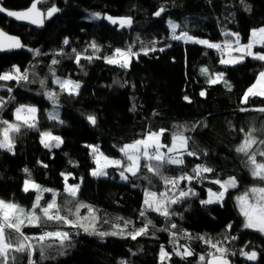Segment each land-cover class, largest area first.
I'll list each match as a JSON object with an SVG mask.
<instances>
[{"label": "trees", "instance_id": "1", "mask_svg": "<svg viewBox=\"0 0 264 264\" xmlns=\"http://www.w3.org/2000/svg\"><path fill=\"white\" fill-rule=\"evenodd\" d=\"M31 3L32 0H2L8 9H24ZM53 5L60 11L46 18L42 29L0 14V27L18 35L24 44L20 51L0 54V74L16 66L28 75L27 81H0V98L4 101L0 120L14 122L17 95L34 96L50 103L52 109L54 106L60 109L58 119L50 118V112L39 111L35 128H22L12 134L13 151L0 148V198L29 209L36 192L23 189L24 181L31 179L59 192L56 199L62 215L75 220L72 213L77 204L83 202L96 209L97 219L89 232L54 221L42 220L38 227L25 225L23 231L29 237L54 231L70 235V240L63 245L54 239L45 241L43 258L39 243L31 240L35 246L32 259L36 264H120L121 261L161 264V246L169 253L176 248L183 251V247H189L194 253L186 258L173 254L164 264H200V255L207 257L209 252L215 251L199 239L201 236L219 241L232 264H264V235L243 228V217L236 203L237 195L264 182L252 177L247 157L235 151L244 137L240 129L247 132L251 128H264V113L254 110L264 107V97L251 96L247 104L241 103L258 73L264 71V61L246 56L236 64H221L218 50L172 39L166 23L169 17L178 19L179 32L214 42L235 39L225 36L226 32L238 33L240 41L247 42L253 29L264 26V0H244L243 4L241 0H44L41 8L46 11ZM245 5L250 10H246ZM161 7L165 11L160 16L154 15ZM90 11L130 16L132 25L119 28L104 18L86 19ZM66 38L67 45L63 43ZM93 42L99 47L98 52L90 47ZM129 47L139 53L133 56L129 66L106 62L115 49ZM146 47L156 50L145 55L141 49ZM255 48L264 51V47ZM73 49L82 56L79 63ZM87 56L92 59L83 58ZM54 58L59 61L55 65L51 63ZM201 68H207L209 74L224 73L231 90L223 82L210 85ZM57 76L79 81L78 94L62 91L54 82ZM41 80H46L43 87ZM9 88L15 90L14 93L9 92ZM201 91L206 95L201 96ZM48 92L55 93L54 98L50 99ZM185 96L191 102L185 100ZM241 108L249 111H240ZM89 115L96 117L95 125L88 121ZM3 127L0 124V128ZM193 127L195 131L191 130ZM159 129H167L163 136L166 144H171L172 134L176 132L191 137L189 150L197 153L184 156L183 165H165L161 169L163 177L192 175L196 165H205L214 171L204 173L203 179L191 183L183 181L181 188L171 189L169 195H178L179 190L188 188L197 195L171 204L170 217L151 210L141 217L145 192L166 191L162 177L143 166L136 176L127 173L129 178L125 182L121 181L120 169L115 166L107 168V177L93 176L91 171L97 165L87 145L98 146L99 152L109 157L122 158L123 145L143 138L149 130ZM45 131L62 138L60 147H44L41 132ZM256 136L264 139V132L258 131ZM257 148L264 145H253V149ZM141 163L143 165V161ZM62 172L71 174L68 183L81 185L77 199L64 193ZM228 177H235L238 186L229 189L222 203L202 204L209 194L208 189L220 190V186L211 181ZM51 198L52 193H44L41 205ZM79 214L91 216L87 208H81ZM147 220L152 221L147 234L136 239L128 236L129 232L143 227ZM125 221H131L127 228H124ZM172 224L176 228H171ZM229 224L232 229L226 231ZM114 225L124 229L122 235L102 237L98 234L119 231ZM172 233L176 234L175 238ZM241 249L257 251L258 260H247L240 255ZM14 255L16 264H28L27 252Z\"/></svg>", "mask_w": 264, "mask_h": 264}, {"label": "snow or ice", "instance_id": "2", "mask_svg": "<svg viewBox=\"0 0 264 264\" xmlns=\"http://www.w3.org/2000/svg\"><path fill=\"white\" fill-rule=\"evenodd\" d=\"M44 0H32L31 5L23 11H13L9 10L2 6V0H0V13H6L10 17H14L17 20H25L31 24L42 26L44 19L52 17L55 13L60 11L55 5L49 7L46 11L41 10L39 5H42ZM241 3H244V0H241ZM246 10H250L247 5H245ZM165 11L164 7H161L158 11L154 13L156 16H160L161 13ZM100 13H93L92 17L99 19ZM114 25H119L120 27L131 26L132 20L130 17L122 18H113L111 16L105 17ZM169 26L172 29V39L175 40H184L185 42H194L206 45L208 48L216 49L221 53V64H235L241 62L245 56H250L253 59L264 61V52H254L253 48L256 45H261L264 47V26L253 29L251 36L247 44H241L240 36L238 33H224L225 36L234 37V40H226L223 45L218 43H212L208 40H200L188 34V32H181L179 35L176 34L177 28L180 26L173 22L169 21ZM65 45L69 43L66 38L63 42ZM235 45V46H234ZM24 45L21 44L20 39L16 36H10L5 33L3 30H0V51L10 50L12 48H21ZM95 51H99V47L93 42L90 45ZM155 48H142L141 51L147 55L149 51H155ZM76 54V62L79 63L82 58L80 53H77L75 49L72 50ZM163 51V49H160ZM240 53L238 56H233L232 53ZM39 55V51L36 53ZM61 53H58L59 55ZM139 53H134L129 47L127 50L115 49L113 56L107 57L106 62L109 64H119L121 67H127L129 59L132 56L138 55ZM88 60L92 59V56L83 57ZM122 61V62H121ZM59 61L55 58L52 60V64L55 65ZM15 73V75L13 74ZM201 72L208 76V83L216 84L223 82L225 86L231 90V85L224 79V73H214L209 74L207 68H201ZM55 76V73H52ZM9 80H28V75L26 72L21 73L20 69L16 66H13V70L0 74V81H9ZM58 84L62 91H68L69 94H78L80 84L74 82L70 79L61 80L56 78L54 81ZM41 86L43 87L45 81H40ZM8 91H12L11 88ZM48 97L50 99L54 98L55 93L48 92ZM201 96H205L206 92L201 91ZM251 96H262L264 97V71H260L256 77L255 82L246 90L243 94L241 103L247 104L249 97ZM185 100L190 101L189 97L185 96ZM4 101L3 98H0V107H3ZM260 113H264V107L254 109ZM240 111H249L248 108H241ZM36 112L37 109L32 106L20 105L15 109L14 113V122H9L8 120H0V124L4 125L3 128H0V148L6 149L11 152L14 148V138L13 133H19L22 128L32 129L36 127ZM50 118L56 119L57 117L49 113ZM88 121L93 125L96 124V117L89 115L87 117ZM206 127V125H205ZM195 131V127L191 129ZM244 133L243 140L236 147L235 151L237 153H242L247 157V164L250 167L251 175L254 179H258L261 182H264V148L253 149V145H264V139H259L256 136L258 131L264 132V128L256 129L251 128L247 132H244V129H240ZM167 132V129H159L158 131L149 130L141 139H137L130 144H125L120 148V152L123 154L121 159H110L109 157L103 156V153L99 152V147L94 145H87L92 151L97 165L91 171L93 176H103L107 173L104 171V168L107 166H115L120 169V177L122 180H128V175L136 176L143 166L149 172L154 175L161 176L164 180L166 191L157 194L156 192H145L144 205L145 208L141 210L140 216L144 217L146 211L151 210L160 213L161 215L170 217L173 213L169 211L171 204L178 203L181 199L186 198L190 195L194 196L197 193L192 189L188 188L187 191L179 190L178 195H169V192L172 188H179L181 181H187L191 183L193 180L203 179L204 173H212L214 170L205 165H196L192 172V175L184 173L179 177L168 178L163 177L161 169L165 165H183L184 156H196L195 151L189 150V141L191 137L185 136L183 132H176L172 134L171 144H165L162 142L161 138ZM41 143L45 148H58L63 143V140L59 136H54L51 132H41ZM203 155H207V152H203ZM103 158L104 165L101 166L100 158ZM257 157L261 159L258 160ZM143 161V165L142 162ZM71 162V161H70ZM47 167V165H44ZM26 173L29 172L27 168L24 169ZM30 175V174H29ZM69 174L61 173V176L64 178L65 187L64 193L67 196L71 197L73 200L78 198L80 192V184H68ZM214 184L220 186V191L213 192L212 189H208L209 199L202 200V204L207 203H222L226 193H228L230 188H236L238 186V181L235 177H228L227 179H215L211 181ZM82 183V181H81ZM170 186V187H169ZM25 192L33 190L36 192L35 200L29 209L14 201H6L0 199V264H16L17 257L14 253H28L27 259L28 264H36V261L32 259L33 251L35 246L30 242L31 240H36L40 245L41 257H44V242L49 239L58 240L61 245L65 241L70 240V235L68 232L63 231H54V232H44L36 237H29L23 231L25 225L30 226H40L41 221L44 222L54 221L57 223H62L66 225H71L72 227H81L85 232H89V228L93 226V223L97 219L94 209L90 205H86L83 202H80L76 206V210L72 215L76 217L75 220L69 219L68 216L61 214V206L57 203L56 197L59 195V192L55 189L42 187L40 184L36 183L31 179L24 181ZM46 192L52 193V198L50 201H46L44 205H41V200L43 199V194ZM71 203V201H68ZM236 203L240 215L243 217V228L251 229L257 231L264 235V186H252L248 188L241 195L236 197ZM87 208L91 216H80V209ZM71 212V209H69ZM83 221H89L85 224ZM131 221L124 222V228H127V225ZM149 225H152L151 220H147L143 227L129 232L128 236L132 239H136L139 235L147 234ZM119 231L100 232V236L106 235H122L123 228L120 225H114ZM171 228H176L175 224L171 225ZM232 225L229 224L226 227V231H230ZM91 234V233H90ZM175 238L176 234L172 233ZM205 244H207L211 249H214V252H209L207 257L205 255L199 256L200 264H230V262L225 258L226 249L219 246V241L213 242L210 238L204 236L199 237ZM235 240L236 237H231ZM51 247V245H48ZM245 247H248L245 245ZM219 253V255H217ZM175 254L181 256V258H186L192 256L194 253L189 247H183V251L179 248L173 250V253H169L165 250L164 246H161L160 249V261L161 264H164L166 260H170L171 256ZM240 255L245 257L249 261H256L259 258L257 251H244L240 250ZM120 264H127L126 261H121Z\"/></svg>", "mask_w": 264, "mask_h": 264}, {"label": "rangeland", "instance_id": "3", "mask_svg": "<svg viewBox=\"0 0 264 264\" xmlns=\"http://www.w3.org/2000/svg\"><path fill=\"white\" fill-rule=\"evenodd\" d=\"M93 13H100L101 15H100V18L99 19H102V18H104L105 20H107L105 17H107V16H111V17H113V18H122V17H130V16H115V15H111V14H109V13H101V12H98V11H90L89 13H88V15L86 16V19H89V20H99V19H96V18H93L92 17V14ZM131 18V17H130ZM131 20H132V18H131ZM108 21V20H107ZM169 21H173V22H175V23H177L179 26H180V21L178 20V19H175V18H171V17H169V18H167V20H166V23H167V26L170 28V26H169ZM108 22H110V21H108ZM111 23V22H110ZM112 24V23H111ZM132 25V24H131ZM117 26L119 27V28H129V27H131V26H125V27H120L118 24H117ZM260 28V27H259ZM255 29H258V28H255ZM170 31H171V37H172V29L170 28ZM181 32H179L178 31V28H177V30H176V34L177 35H179ZM189 34V33H188ZM189 35H191V34H189ZM191 36H193V37H195V38H197V39H200V40H208L209 42H212V43H218V44H221V45H223L224 44V42L225 41H222V43L221 42H214V41H210L209 39H207V38H202V37H198V36H194V35H191ZM251 36V35H250ZM179 41H181V42H185L184 40H179ZM231 41V40H230ZM249 41V40H248ZM248 41L247 42H241V44H247L248 43ZM185 43H191V44H199V43H194V42H185ZM199 45H203V44H199ZM206 46V45H205ZM235 46V45H234ZM256 46H260V47H262L261 45H256ZM256 46H254V48H253V51L254 52H264L263 50H257L255 47ZM232 55L233 56H238V55H240V53H237V52H233L232 53ZM136 56V55H135ZM246 57V56H245ZM244 57V58H245ZM132 59H133V56L132 57H130V59H129V63H128V66L131 64V62H132ZM122 62V61H121ZM236 64V63H235ZM14 74V73H13ZM50 74H51V70L48 72V74L46 75V80L49 78V76H50ZM15 75V74H14ZM56 78H59V79H61V80H65V79H70V80H72V81H74V82H78L79 84H80V82L79 81H76V80H74V79H72V78H68V77H62V76H57ZM55 78V79H56ZM45 80V81H46ZM34 97V96H33ZM17 98H18V105H17V107H19L20 105H26V106H32V107H35L36 109H37V112H36V117L38 116V114H39V111H40V108H38V106L37 105H33V104H31L29 101H28V98H27V95L26 96H23V95H17ZM36 98V97H35ZM37 99H39V98H37ZM39 101V103H40V101H42V100H38ZM42 103V102H41ZM16 107V108H17ZM15 113V112H14ZM50 113H52V114H54L56 117H57V119L60 117V109H59V107H57V106H54L53 107V109L50 111ZM141 139V138H140ZM161 140H162V142H163V137L161 138ZM164 143V142H163ZM166 144V143H165ZM100 153H102V152H100ZM103 156H106V157H109V156H107V155H105V154H103ZM110 159H121V158H114V157H109ZM100 163H101V166H103L104 165V160H103V158L101 157L100 158ZM97 167V166H96ZM95 167V168H96ZM108 167H110V166H107L106 168H104V171L107 173L106 175H103V176H100V177H107L108 175H109V173H108V171H107V168ZM126 175H127V173H126ZM121 181H123V182H125V181H127V180H122L121 179ZM68 183V182H67ZM68 184H70V183H68ZM259 186H264V184L263 185H259ZM252 187V186H251ZM220 191V190H219ZM213 192H218V191H213ZM245 192V191H244ZM242 194V193H241ZM241 194H239V195H241ZM239 195H237V196H239ZM225 198V197H224ZM1 199V198H0ZM207 199H209V194H208V196H207V198L206 199H204V200H207ZM224 200V199H223Z\"/></svg>", "mask_w": 264, "mask_h": 264}, {"label": "water", "instance_id": "4", "mask_svg": "<svg viewBox=\"0 0 264 264\" xmlns=\"http://www.w3.org/2000/svg\"><path fill=\"white\" fill-rule=\"evenodd\" d=\"M30 5H31V4H30ZM30 5H29V6H30ZM2 6L5 7L3 4H2ZM29 6H28V7H29ZM28 7H27V8H28ZM39 7L41 8V5H39ZM5 8H6V7H5ZM27 8H24V9H9V10H13V11H23V10H25V9H27ZM7 9H8V8H7ZM41 10H43V9L41 8ZM43 11H44V10H43ZM0 14L4 15L5 17H7V18L10 19V20H13V21H15V22H17V23H20V24L28 25V26L33 27V28H35V29H42V28H44V25H45V19H44L43 25H42V26H38V25H35V24H31V23H29L28 21H25V20H17V19H15L14 17H10V16H8L6 13H0ZM0 30H3L5 33H7V34L10 35V36H16V37H18V38L20 39L21 44L24 45L22 39H21L18 35L12 34V33L8 32V31L4 30V29L1 28V27H0ZM22 49H23V47H21V48H12V49H10V50H7V49H6V50H3V51H0V54H3V53H11V52H15V51H20V50H22ZM225 258L230 262V264H232V263H231V260H230L229 258H227V257H225Z\"/></svg>", "mask_w": 264, "mask_h": 264}, {"label": "crops", "instance_id": "5", "mask_svg": "<svg viewBox=\"0 0 264 264\" xmlns=\"http://www.w3.org/2000/svg\"><path fill=\"white\" fill-rule=\"evenodd\" d=\"M23 96H26V95H23ZM27 98H28V101L33 104V105H37L38 108H40V111L41 110H45L47 112H50L52 110V106L50 105V103L48 102H45V101H40L39 103V99L33 97V96H30V95H27ZM42 102V103H41ZM38 119V116L36 117V120Z\"/></svg>", "mask_w": 264, "mask_h": 264}, {"label": "built area", "instance_id": "6", "mask_svg": "<svg viewBox=\"0 0 264 264\" xmlns=\"http://www.w3.org/2000/svg\"><path fill=\"white\" fill-rule=\"evenodd\" d=\"M14 91H15V90H13L12 92L14 93ZM37 122H38V120H36V123H37ZM94 155H97V154H93V159H94ZM94 160H95V159H94ZM174 177H179V176H172V177H170V178H174ZM182 182H183V181L180 182L179 188L182 187ZM169 187H170V186H169ZM180 201H181V200H180ZM180 201H179V202H180Z\"/></svg>", "mask_w": 264, "mask_h": 264}]
</instances>
